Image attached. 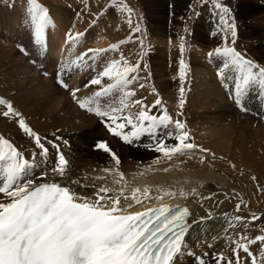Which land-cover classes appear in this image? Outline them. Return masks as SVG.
Instances as JSON below:
<instances>
[{"label":"snow or ice","instance_id":"obj_1","mask_svg":"<svg viewBox=\"0 0 264 264\" xmlns=\"http://www.w3.org/2000/svg\"><path fill=\"white\" fill-rule=\"evenodd\" d=\"M199 2L203 7L209 0ZM210 2L212 14L218 17L216 30L211 35L222 33L223 42L208 51L206 56L210 62L214 59L217 61L219 66L216 75L222 86L227 88V81H232L228 99L239 111L247 113L250 109L246 101L254 88H259L258 98L264 100V64L236 49L238 24L233 9L224 0ZM81 3L83 9L76 12V17L79 19L87 14L92 19L83 31L75 30V23L69 28L65 33V44L70 47L64 51H74L110 9L124 16L130 30L127 37L107 47L87 48L74 55V58L57 61L49 72L43 61L47 59L48 30L55 27L53 18L49 8L40 0H24L22 26L33 48L30 50L28 45L18 43V51L28 57L42 75L52 78L58 87L67 91L79 109L94 114L108 133L124 144L133 145L141 141L142 137L150 136L154 141L151 150L160 153L168 161L184 156L191 158L197 153L200 154V163L205 162L208 154L215 159V153L195 143L187 120L181 119L185 115L187 103L185 85L190 83V57L186 58V54L191 52L192 44L187 37L192 36L194 30L185 27L183 32L186 35L178 36V68L174 79L179 82V99L177 111L173 115L155 85H149L153 78L149 60L152 49L145 44L146 30L141 28L140 23H133V8L124 0H110L107 5L93 12L88 0H81ZM5 6L15 8V0ZM189 8L195 11L192 5ZM200 15L196 12L197 19ZM132 42L140 47L134 61L121 52L119 59L103 62L101 70L96 71L105 54L117 52L122 45ZM169 43H172L171 38ZM81 69L95 72L83 85L85 89L97 86L98 90L92 91L90 95H78L81 88L70 87L65 78H70L74 71ZM148 87L154 97L151 104L136 98L137 89ZM154 109H158L159 114H152ZM0 119L13 123L31 142V147L38 150L18 146L0 134V264H185L180 260L181 257H187V264H264V226L258 228L259 234H246L250 225L257 222L264 225V218L251 212L242 197L235 204L236 214L229 216L224 213L226 225L222 234L217 233L211 238L212 241L226 238L231 255L226 256L222 251L197 253L187 237L194 226L216 218L212 208L205 207L204 202L213 201L216 207L223 204V200L216 199L217 191L202 195L196 189L190 192L158 189L163 195H157V200L177 195L196 199L206 213L199 218L193 216L189 207L182 205L172 207L161 204L155 208L132 211L135 206L152 199L150 187L132 188L130 195L124 186L117 189L92 185L94 191L91 193L78 191L86 190L89 185L82 183L81 179L72 178L70 162L59 142L63 141L62 137L55 133L53 139L42 137L14 102L5 97H0ZM161 130H164L163 134ZM169 140L173 143H168ZM93 147L110 156L122 180L120 157L109 143L101 140ZM50 149L53 151L49 170ZM159 161L160 157H157L154 162ZM42 165L45 170L37 176L36 170ZM232 167L235 168V165ZM49 171L51 180L48 179ZM102 171L110 173L113 169L105 168ZM120 180L115 183L119 185ZM258 190L264 192V188ZM222 194L226 199L230 196L239 197L234 190L231 194L227 191H222ZM124 201L131 202L125 206ZM245 209H249L247 216L240 214ZM196 242L201 248H215V244L207 238L201 241L197 237ZM257 245L259 256L253 251V246Z\"/></svg>","mask_w":264,"mask_h":264},{"label":"bare ground","instance_id":"obj_2","mask_svg":"<svg viewBox=\"0 0 264 264\" xmlns=\"http://www.w3.org/2000/svg\"><path fill=\"white\" fill-rule=\"evenodd\" d=\"M69 1L74 4L76 0ZM107 1L88 0V3L93 5L96 12L99 7L107 4ZM151 1L161 3L164 0ZM243 1L244 3L239 5L240 12L243 13V24L252 32L257 30L255 34L262 39L259 48L262 50L258 56H255V59L264 64V0ZM11 2L12 0H0V97L11 99L38 133H49L52 136L50 139L54 138L53 134L55 133L56 136L62 137L63 141L67 142L65 144L63 141H59L70 162L72 178L81 179L82 183L89 185L86 190L78 189V191L91 193L94 191L92 185L117 189L124 186L130 195L132 188L140 187L142 189L148 186L151 189L152 199L142 205L135 206L132 211H142L145 208H154L161 204L174 206L185 203L192 211L193 216L197 218L206 215V213L196 199H185L177 195L157 200L155 199L157 195H163L162 192H158V189L163 188L176 192L180 190L190 192L192 189H196L202 195H208L210 191H217L216 199L223 200V204L216 207L213 201L204 202L205 207L212 208L216 218L198 227L194 226V230L187 239L197 253L209 250L222 251L226 256H230L231 254L225 251V247L230 246L226 238H221V241H212L211 238L217 233L222 234L223 227L226 225L223 218L224 213L229 216L236 214L230 209L229 198L233 196L226 199L222 191H227L230 194L233 189L243 192L241 186L233 184L231 172L225 170V167L211 165L207 159L204 163H200L199 153L191 158L184 156L168 161L162 158L160 153L151 150L154 141L150 136L142 137L141 141L135 142L133 145L124 144L119 138L111 136L104 124L94 114L79 109L67 91L58 87L52 78L42 75L38 67L30 63L28 57L16 51L18 43L28 45L30 50L33 45L29 44L28 34L22 26L24 0H15V8L5 6ZM40 2L49 8L55 24L54 28L48 30L47 59L43 61L49 72L53 70L52 66L57 61L74 58V55L87 48L107 47L110 43H116L129 34L130 30L124 16L115 9H110L105 12L104 20H99L98 26L89 30L87 36L79 42V46L74 51L66 52L64 49L69 48L70 45L65 44V33L74 23L75 30H85L92 17L87 14L79 19L76 17L77 10L83 9L81 0L80 2L77 0L81 7L75 9L76 19L73 21L61 18L55 9L59 7L55 6L56 3L53 2V5L46 0H40ZM172 2L174 5L169 17L165 10L158 7V4V6L155 4L150 6L149 16L156 21V24L155 27L148 30L147 36L152 49L149 60L153 78L149 81V85H155L169 112L174 115L179 99V82L178 79H174L178 68L176 45L178 36L182 34L181 26H183L182 21L185 18L184 11L188 0H172ZM100 4L103 5L98 6ZM203 9L204 13L202 11L199 18L195 19V34L190 38L192 50L187 56L190 57V83L185 86L187 103L185 115L181 119L187 120L195 143L210 149L212 153H215L216 158L223 157L224 161L231 165L234 164L235 167L257 172L264 177V118H262L264 100L258 98L259 88H254L246 101L250 111L244 113L239 111L228 99L231 94L229 89L232 87V81H227V88L222 86L216 75L219 66L217 61L214 59L210 62L206 56L208 51L220 46L222 41L221 33L216 36L211 35L216 30L218 17H214L216 23L211 22L208 17L209 13H207L208 7ZM111 12L113 15L112 18L111 16L109 18ZM132 20L134 24L138 23L134 21L133 17ZM169 38H171V44ZM139 50L140 47L135 42L122 45L119 51L105 54L97 65L96 71L101 70L103 62L113 58L119 59L121 52L134 61ZM37 51L39 50L37 49ZM94 75L95 72L91 70L81 69L74 71L70 78L67 76L65 78L70 87L81 88L78 95L86 96L90 95L92 91L98 90L97 86H92L91 89L83 87ZM136 98L144 99L149 104L154 101L150 87L137 89ZM132 110L135 111V108ZM152 114H159V110L154 109ZM2 122L10 123L16 128L10 121L2 120ZM2 126L0 124V134L6 137V130ZM163 132L164 130H161V134ZM101 140L107 141L119 155L121 160L119 171L123 173L122 180L116 173L110 156L102 151L94 150L95 143ZM168 143L171 144L173 141L169 140ZM35 151L38 152V150ZM52 151L50 149L47 165L49 170L52 167ZM206 156L213 158L211 154ZM157 157H160L159 163L154 162ZM37 159H40L39 156ZM105 168H112L113 171L106 173L102 171ZM165 168L168 170L164 171ZM44 170L43 165L38 168L37 176ZM97 177H103V179H97ZM48 179H52L50 171ZM116 180H120L119 185L115 183ZM129 202L131 201H124L125 206ZM197 237L201 241L207 238L209 242L215 244V248L208 249L206 246L201 248L196 242ZM222 243L223 247L219 248L218 245ZM180 260L187 264V257H181Z\"/></svg>","mask_w":264,"mask_h":264},{"label":"rangeland","instance_id":"obj_3","mask_svg":"<svg viewBox=\"0 0 264 264\" xmlns=\"http://www.w3.org/2000/svg\"><path fill=\"white\" fill-rule=\"evenodd\" d=\"M46 1L49 3H52L53 5H54V3H56L55 6H59V7L58 8L54 7V8L56 9V11L59 12L61 18L63 20L67 19L70 21H73L76 19L75 9L77 10L79 8V6L81 5L80 3L77 2V0L74 2V4H73V2H70L69 0H46ZM255 1H258V0H255ZM79 2H80V0H79ZM109 2H110V0H108L106 3L108 4ZM124 2L127 3L131 8H133V10H134V14H133L134 21H137L138 23H140L141 28L146 30L147 34L149 33L148 30L155 27V24H156V21L149 16V14H150L149 8H151L153 6V4H155L156 6L159 5L158 7L162 8L163 11L165 10V13H167V17H169L170 13H171V9L173 10V5H174L172 0H164L163 2H161L162 4L161 3H153L151 0H147V2H146V0H124ZM224 2L227 3L233 9L235 20L238 24V39H237V42L235 44L236 49L242 53H245L249 58L256 60L255 56H258L262 50V49H259L260 48V42L262 39L257 37V34H255V32H257V30L252 32V31H250V29L246 25L243 24L244 18H243V13L240 12L241 11L240 6H241V4L244 3V1L243 0H224ZM210 3L211 2L209 0V3L204 4V6L202 7L199 0H188V3L186 5L185 11H184L185 12L184 13L185 18L182 21L183 26H181L182 34H185L183 32V29L185 27L192 28L193 30L195 29L196 12L201 13L203 11V13H204L203 8H206V7H208L207 13H209L208 17L210 18L211 22L216 23L214 21L215 16L211 13L212 12L211 11L212 5ZM2 4H3V2H2ZM107 4H105V5H107ZM101 5H103V4H100L98 6H101ZM189 5H192V8H194L195 11H192L189 8ZM62 6H64V7H62ZM73 6H74V8H73ZM90 6H91L92 11L95 12L93 5L90 4ZM112 10H114V9H112ZM1 11L3 12V9ZM112 15H113V13L111 12L109 14V18H110V16L112 18ZM101 20H104V17H102L100 19V21ZM204 21H206V19H204ZM194 34H195V30H194L193 35L188 36L187 39L190 41V38L193 37ZM220 36L222 39V41L220 43V45H221L223 42V34L221 33ZM145 44L150 46L148 36H147V39L145 40ZM16 51L19 52L18 49H16ZM187 56H188V53L186 54V58H188ZM149 59H150V57H149ZM186 85H187V83H186ZM159 87H161V86H159ZM2 120L3 119H0V124H2L3 125L2 127L6 130V137L7 138L12 140L18 146L29 148L30 150L33 149L31 147L30 141L26 137H24L13 125H11L10 123L2 122ZM6 124H7V126H6ZM7 127H9V128H7ZM40 135L42 137H48V139L52 138V136L49 133L40 134ZM208 157L205 159H207V161L210 162L211 165L225 167V170L230 171L231 175H233L232 176L233 177V184L239 185L242 187L241 189H243L242 193L233 189L235 192H237L239 194V197L229 198L230 209L233 212H235V204L239 202L240 197H242V198L244 197L243 200L245 203H247L249 205L250 211L253 213H256V214H260V215H262V218H264V192H261L258 190L259 188H264V177L262 175H260L259 173L248 170V169L244 170V169H241L238 167L233 168L232 165L229 164V162L224 161V159L216 158V157L214 159V158H211V157L208 158ZM252 177H255V179L253 180ZM245 191H246V193H245ZM246 195H247V197H246ZM248 198H250V199H248ZM248 214H249V209H245L242 212V215L247 216ZM260 226H264V225H261L259 222L255 223L253 225H250L249 231L246 234L251 235V236L259 234L258 228ZM221 240L222 239H220V241ZM218 246H219V248H222L223 243L219 244ZM229 247L230 246H228V248L225 247V251L228 254H231ZM253 251H254V253L257 254V256H259V246L258 245L253 246ZM209 252H212V251L209 250Z\"/></svg>","mask_w":264,"mask_h":264}]
</instances>
